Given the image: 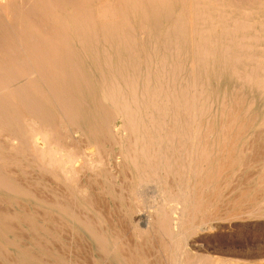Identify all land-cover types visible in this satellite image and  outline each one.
<instances>
[{
	"label": "bare ground",
	"instance_id": "1",
	"mask_svg": "<svg viewBox=\"0 0 264 264\" xmlns=\"http://www.w3.org/2000/svg\"><path fill=\"white\" fill-rule=\"evenodd\" d=\"M254 219L264 0H0V262L264 264L186 252Z\"/></svg>",
	"mask_w": 264,
	"mask_h": 264
},
{
	"label": "rangeland",
	"instance_id": "2",
	"mask_svg": "<svg viewBox=\"0 0 264 264\" xmlns=\"http://www.w3.org/2000/svg\"><path fill=\"white\" fill-rule=\"evenodd\" d=\"M150 196L149 195H147L146 193H145V198L147 199V204L148 205H150L151 203H152V201L150 200V198H149ZM252 221V222H251ZM241 220V221H234V222H230V223H227V224H225V225H222L220 228H222V229H217V231L216 230H214V232H206V231H203L201 234H200V237H202V239L200 240V241H198L197 243L198 244H196V247H192V245H187V247H186V252H190L189 254H191L192 253V255H195L196 253H197V255H208V256H210L211 258H213V259H216V258H225V259H227V258H230L229 257V255H227L226 254V251H228V249L231 247V249H235V250H238V251H240V250H243V249H245V250H247L248 248V250H250V251H252L253 253H256L257 251H258V249H260L261 250V252H263L264 251V219H254V220ZM261 225V226H260ZM258 226L261 228H258ZM231 227V228H230ZM216 231V232H215ZM66 233H67V235H66ZM214 233H215V236H214ZM26 233H23V236L25 235ZM64 234H65V236H64ZM60 235V241H62V242H64L67 246H71V248L72 249H68L67 251L68 252H66L67 254L65 255L66 257H68L69 258V260H70V262H74V264H92V262H94L96 259H97V256L96 255H90L89 254V252L88 251H90L89 250V246H88V243L86 242L87 241V237L85 236V235H81L80 237H78L79 235H77V234H75V235H73V237H72V235L70 234V233H68V232H63V234L61 233V234H59ZM30 237H31V235H29ZM68 236V237H67ZM71 236V237H70ZM76 236V237H75ZM83 236V238H81ZM206 238H205V237ZM64 237V238H63ZM65 237H66V239H65ZM86 237V238H85ZM130 237V236H129ZM208 237H210V238H208ZM67 238H69L68 240H67ZM77 238V239H76ZM258 238V239H257ZM29 238L27 237L26 238V244H27V240H28ZM73 239H74V241H73ZM79 239H81V241L79 240ZM129 238L128 237H126L125 238V241L127 240L128 242L127 243H130V244H133L132 242L133 241H131L130 239L128 240ZM70 240H72L71 242H70ZM76 240V241H75ZM208 240V241H207ZM248 240V241H247ZM69 241V242H68ZM78 241V243H75V242H77ZM81 243H80V242ZM82 241H84V243L82 242ZM124 241V242H125ZM130 241V242H129ZM206 242H208V243H206ZM28 243H30V241L28 242ZM55 243V242H54ZM236 243V244H235ZM245 243V244H244ZM69 244V245H68ZM71 244H73V245H71ZM199 244H200V246H202L201 247V250L200 249H198V248H200L199 247ZM54 245H56V243L55 244H53V250H56L57 249V251L58 250H60V249H58L59 248V246L61 245V244H57L58 245V248H57V246H55L54 247ZM207 245V246H206ZM210 247H209V246ZM241 246V247H240ZM259 246L262 248H259ZM82 247L83 248H85V249H82ZM88 247V248H87ZM207 247H209V248H207ZM68 248V247H67ZM196 248V249H195ZM211 248H212V250H211ZM219 249L218 251H217V249ZM226 249V250H224L223 252H222V250L223 249ZM228 248V249H227ZM32 249H35V248H32ZM78 249V250H77ZM79 249L82 251V253H81V251H79ZM214 249V250H213ZM221 249V250H220ZM240 249V250H239ZM9 250V249H8ZM76 250V251H75ZM85 250V251H84ZM201 251V252H199V251ZM208 250V251H207ZM210 250H211V252H210ZM263 250V251H262ZM73 251V252H72ZM78 251V253H76ZM217 251V252H216ZM9 252H11L10 253V256L11 255H15L14 254V251L13 250H10ZM36 252H37V250L35 249V254H36ZM84 252H86L85 254H84ZM209 252V253H208ZM222 252V253H221ZM61 253V252H60ZM75 254V256L73 257V255H71V254ZM88 253V254H87ZM194 253V254H193ZM81 255H84V256H81ZM86 255V256H85ZM90 255V256H89ZM13 256H11V258H13ZM77 256V257H76ZM89 258H88V257ZM16 257V256H15ZM75 258V259H74ZM90 258L93 260H90ZM79 259H81V260H79ZM83 259V260H82ZM84 260H86V261H84ZM88 260V261H87ZM248 261H254V259H249ZM76 262V263H75ZM91 262V263H90ZM1 264H7V263H3V262H0Z\"/></svg>",
	"mask_w": 264,
	"mask_h": 264
}]
</instances>
